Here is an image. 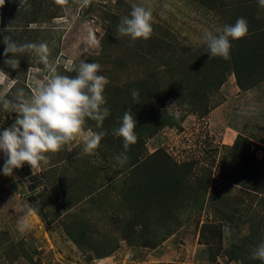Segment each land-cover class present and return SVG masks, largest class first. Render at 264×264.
Segmentation results:
<instances>
[{
	"label": "rangeland",
	"instance_id": "374dc122",
	"mask_svg": "<svg viewBox=\"0 0 264 264\" xmlns=\"http://www.w3.org/2000/svg\"><path fill=\"white\" fill-rule=\"evenodd\" d=\"M134 6L152 10L148 39L117 33ZM241 17L248 32L231 41L230 59L209 57L205 31L215 34ZM89 33L97 44L89 43ZM6 35L18 44L46 43L47 65L35 52L17 54V67L7 65ZM82 59L101 66L110 114L101 127L86 118L81 133L46 153L39 167L24 164L12 176L0 171V264H264L251 258L264 241L257 194L260 184L264 197V8L258 0H5L0 7V97L14 100L20 88L31 96L52 68L74 77ZM174 101L184 113L179 121L164 112ZM129 107L138 139L121 165L115 157L124 152L123 139L112 133ZM16 118L0 105V131ZM100 131L106 135L98 148L84 154V138ZM165 155L186 166L167 205L149 168L142 177L128 176L130 165L156 156L165 161ZM4 160L0 152V169ZM76 220L88 229L79 245L63 230Z\"/></svg>",
	"mask_w": 264,
	"mask_h": 264
},
{
	"label": "clouds",
	"instance_id": "9594fccd",
	"mask_svg": "<svg viewBox=\"0 0 264 264\" xmlns=\"http://www.w3.org/2000/svg\"><path fill=\"white\" fill-rule=\"evenodd\" d=\"M62 0H56L60 3ZM5 0H0V7ZM258 6L264 8V0H258ZM152 10L144 6H134L128 16L121 19L117 26V33L121 37L148 39L152 34ZM248 32L245 18H238L234 24L217 28L215 34L205 31L202 43L205 53L209 57L230 59L231 41L243 38ZM89 43L97 44L94 34L89 33ZM5 45L3 55L9 57L5 63L18 66L19 61L13 58L17 54L35 52L42 62L48 63L49 49L46 43L18 44L10 35L3 37ZM101 66L98 63H87L81 60L72 70L73 76L60 75L52 68V75L47 82L40 86L31 96H26L22 88L17 89L15 99L0 97V105L6 112L17 114L15 122L8 128L0 131V152L4 153L5 160L2 171L4 176H12L14 169H20L28 164L31 169L39 167L41 162H46V153L58 152L61 147L72 141L81 133L86 123V118L97 122L101 127L104 119L110 114L104 107L106 99L103 95L107 78L98 75ZM140 93L131 90L133 103H139ZM187 109L189 105L182 106ZM164 112L179 121L184 114L177 101L170 103ZM137 121L129 107L125 110L119 127L113 129V135L123 139L124 152L115 159L123 165L128 157L129 146L137 142L134 129ZM106 135L104 131L89 132L84 138V154H93L100 141ZM27 227L26 221L20 224V231ZM252 259L264 262V241H262L251 254Z\"/></svg>",
	"mask_w": 264,
	"mask_h": 264
},
{
	"label": "trees",
	"instance_id": "16d2710c",
	"mask_svg": "<svg viewBox=\"0 0 264 264\" xmlns=\"http://www.w3.org/2000/svg\"><path fill=\"white\" fill-rule=\"evenodd\" d=\"M254 0H242V4L243 3H250L253 2ZM244 6V5H243ZM248 7V6H244L243 8ZM250 56V54L248 55ZM236 81L237 84L240 88L241 84L240 81L241 79L239 78L238 74H236ZM250 88V87H249ZM248 87H246V89H249ZM159 157H152L155 158L154 160H148L146 162H142L140 163V165H130L128 167V169L131 168L130 173H128V176L130 175H135L136 172L138 174L137 177L139 176V174L146 169L149 168L150 170V174L152 175V180H154L155 183V188L157 189L156 191L159 192V195L161 196L159 200H162V204L163 205H167L168 202L171 199H174L176 196V183L178 181H180V173L182 172V168L186 167L185 165H176L175 163H173L170 158H168V156L165 155V161H161V162H157L156 160H158ZM151 162H155L153 165L151 164ZM259 165H261V162L259 163ZM137 167V168H136ZM136 170V171H134ZM139 171V172H138ZM142 173H141V177H142ZM185 176H186V172H185ZM131 177V176H130ZM134 177V176H133ZM184 180V178H183ZM182 181V180H181ZM188 183H185V186L183 185V187L185 189H189L188 187ZM257 194L260 195L259 202L262 203L264 205V197H263V189L262 186L259 184V186L257 185ZM74 203H77L78 200L74 199L73 200ZM127 202L130 204L132 201L131 199L127 200ZM73 207V206H72ZM71 209V208H69ZM33 211L37 214L42 216V213L37 209V207L33 206ZM68 225H66L65 229V233L66 236L68 238H70L74 243H76L77 245L82 244L83 241L85 240V238H87L88 235V229L86 227V224L84 225L83 223H81V221L76 220V221H70L67 223ZM170 233H168L167 235H169ZM243 252V249H240Z\"/></svg>",
	"mask_w": 264,
	"mask_h": 264
}]
</instances>
